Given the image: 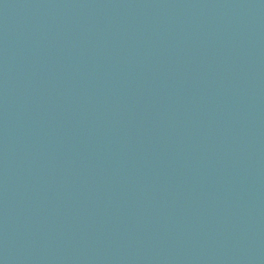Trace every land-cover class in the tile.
Wrapping results in <instances>:
<instances>
[{"label": "water", "instance_id": "obj_1", "mask_svg": "<svg viewBox=\"0 0 264 264\" xmlns=\"http://www.w3.org/2000/svg\"><path fill=\"white\" fill-rule=\"evenodd\" d=\"M0 264H264V0H0Z\"/></svg>", "mask_w": 264, "mask_h": 264}]
</instances>
